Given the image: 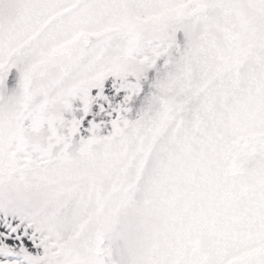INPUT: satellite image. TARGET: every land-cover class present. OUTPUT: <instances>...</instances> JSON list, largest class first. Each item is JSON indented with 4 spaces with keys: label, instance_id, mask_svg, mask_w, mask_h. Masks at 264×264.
<instances>
[{
    "label": "snow or ice",
    "instance_id": "6c2138e0",
    "mask_svg": "<svg viewBox=\"0 0 264 264\" xmlns=\"http://www.w3.org/2000/svg\"><path fill=\"white\" fill-rule=\"evenodd\" d=\"M0 264H264V0H0Z\"/></svg>",
    "mask_w": 264,
    "mask_h": 264
}]
</instances>
